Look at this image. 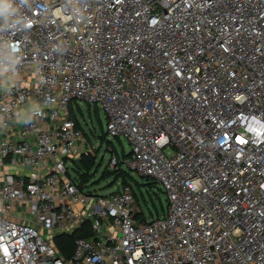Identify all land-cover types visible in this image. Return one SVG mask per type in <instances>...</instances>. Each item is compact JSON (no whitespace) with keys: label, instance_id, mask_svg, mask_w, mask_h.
<instances>
[{"label":"built area","instance_id":"2783aa9c","mask_svg":"<svg viewBox=\"0 0 264 264\" xmlns=\"http://www.w3.org/2000/svg\"><path fill=\"white\" fill-rule=\"evenodd\" d=\"M73 100L161 217L80 188ZM0 264H264V0H0Z\"/></svg>","mask_w":264,"mask_h":264},{"label":"rangeland","instance_id":"374dc122","mask_svg":"<svg viewBox=\"0 0 264 264\" xmlns=\"http://www.w3.org/2000/svg\"><path fill=\"white\" fill-rule=\"evenodd\" d=\"M69 114L71 119L79 124L88 145H90L92 160L94 161L95 158L93 166L91 164L88 171L89 181L87 188L98 196H107L113 193L118 188V182L120 181H116L114 176L115 169H111L108 163L112 155L109 149L112 148L116 155L120 157L122 154L125 155L130 152V146L123 139L119 140L105 136V116L99 107L95 105L89 106L83 101L73 100L69 104ZM74 164L79 168L82 167L79 159ZM68 167L69 169L75 168L70 162ZM127 173L128 184L132 187L137 207L140 209V214H137V219L150 221L153 218L161 217L167 206V198L161 187L154 182L140 177L136 173L129 171ZM75 236H80V232H77ZM61 237L59 236L57 238ZM57 238L56 244L59 246L58 242H61V239L57 240ZM69 239L73 243L75 238Z\"/></svg>","mask_w":264,"mask_h":264},{"label":"trees","instance_id":"16d2710c","mask_svg":"<svg viewBox=\"0 0 264 264\" xmlns=\"http://www.w3.org/2000/svg\"><path fill=\"white\" fill-rule=\"evenodd\" d=\"M75 125L77 128H80L79 124L77 122H75ZM79 160L82 163V167L79 168V167H77V165H75L74 166L75 168L73 169V173H74L76 180L80 183V188H82V186L85 185L86 183H88V181H89L88 180V171H89L91 164L93 166V164L95 162V158L93 161L91 158V155H86V156L82 155ZM114 172H115L114 176H115L116 181H120L119 183L122 186L129 185L128 181H127V177H128L127 171L118 167L116 170H114ZM147 180H149V179H147ZM80 236H82V235H80ZM86 236L87 235H83V237H86ZM65 237L76 238V236H71V237L65 236ZM65 237L57 238V240L61 239V242H58V241L57 242L59 243V248H60L61 252L63 254H66V253L68 254L73 249V243H72V240H70L69 238H65Z\"/></svg>","mask_w":264,"mask_h":264},{"label":"crops","instance_id":"0c3cea01","mask_svg":"<svg viewBox=\"0 0 264 264\" xmlns=\"http://www.w3.org/2000/svg\"><path fill=\"white\" fill-rule=\"evenodd\" d=\"M74 166H75V164H74Z\"/></svg>","mask_w":264,"mask_h":264}]
</instances>
